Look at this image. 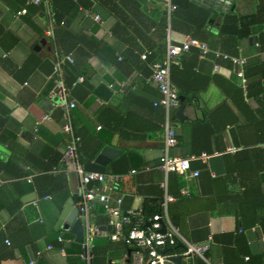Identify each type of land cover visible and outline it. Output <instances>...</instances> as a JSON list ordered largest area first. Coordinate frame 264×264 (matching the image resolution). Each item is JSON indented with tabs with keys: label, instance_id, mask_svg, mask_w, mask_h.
Masks as SVG:
<instances>
[{
	"label": "crops",
	"instance_id": "0c3cea01",
	"mask_svg": "<svg viewBox=\"0 0 264 264\" xmlns=\"http://www.w3.org/2000/svg\"><path fill=\"white\" fill-rule=\"evenodd\" d=\"M180 1L183 7L168 15L162 0H49L48 6L0 0V264H86L72 226L57 227L68 200L76 205L79 185L73 171L50 172L63 166L66 145L64 110L54 108L48 96L57 50L62 56L69 51L83 77L67 99L77 102L71 115L82 146L98 154L106 146L121 150L108 171L122 156L116 173H126L121 171L126 164L128 171L137 169L108 188L114 197L123 195V208L156 213L166 181L177 197L169 205L172 223L194 243L212 236L207 254L214 262L264 264V0H236L231 12L250 30L237 53L247 60L246 91L229 60L219 61L216 71L214 60L211 66L199 55L194 65L190 51L183 57L189 68L180 70L195 94L181 101L183 118L177 115L180 107L173 111L179 142L170 153L191 158L192 167L201 170L190 180L158 168L166 111L155 104L161 94L150 81L151 65L162 60L169 40L204 41L211 30L207 19L202 24L199 6ZM51 24L55 41L46 34ZM219 25L212 33H219ZM46 112L51 119L37 124ZM27 173H37L33 182L24 178ZM92 221L112 231L103 204L95 203ZM93 242L95 264H118L131 250L105 235Z\"/></svg>",
	"mask_w": 264,
	"mask_h": 264
},
{
	"label": "built area",
	"instance_id": "2783aa9c",
	"mask_svg": "<svg viewBox=\"0 0 264 264\" xmlns=\"http://www.w3.org/2000/svg\"><path fill=\"white\" fill-rule=\"evenodd\" d=\"M191 3L204 9L213 10L220 15L230 14L235 6L236 0H189ZM34 4L49 5V0H30ZM167 14L176 9L177 4L173 0H162ZM86 15L93 16L100 20L99 14L85 11ZM65 21H61L64 24ZM46 34L54 41L56 39L55 25L51 24ZM200 50L202 57L212 52L209 44L199 39L188 37L181 42L168 41L167 52L161 61L152 63V74L150 81L158 86L161 98L155 102L156 105H162L166 111L165 128V148L164 153L160 157L158 168L169 173L174 172L183 175L186 179H193L200 175V169L192 167L191 158L172 155L171 149L178 144L176 127L172 123L173 111L181 106L180 92L174 83L171 75V67L179 64L181 59L190 51L192 47ZM57 49V47H56ZM213 69L218 70L219 61L229 60L236 65V72L243 80L245 91L247 90L245 77L246 58L233 56L222 51H214ZM147 53L143 54L144 59ZM122 57L120 56V59ZM69 61L73 62L72 55H60L56 52V60L54 69L49 79L52 88L49 91L54 108H62L64 110L63 123L61 129L66 136V145L63 150L61 161L62 167L54 166L51 169L53 175L59 174L61 171H73L79 177V185L76 193L77 202L75 207L79 210V218L82 219L85 229L84 241L81 244L79 258L86 264H95V244L94 236L105 235L115 241H123L128 247L129 252L125 253V259L118 264H198L197 259H202L207 264H222L214 262L207 252L212 248L213 237L208 240L194 243L187 239L175 226L169 216V205L176 201L177 197L168 191L166 181L162 182L165 189L164 195L159 203V211L152 215H145L140 209L135 207L123 208L124 197H114L109 193L108 188H117L128 177L137 173V169H130L126 173H116L112 171L98 172L86 169V163L82 159L80 149L83 144L82 136L76 131L73 125L71 109L75 108L77 102L72 99L68 101L70 89L66 82L64 64ZM78 81H83L80 76ZM124 84L122 83L121 86ZM63 98V99H61ZM51 119L49 112H46L37 124L42 121ZM99 129L101 126L98 127ZM37 129V127L35 128ZM29 170L31 167L26 166ZM38 173V172H37ZM37 173H27L24 178L29 182H33ZM1 177V171H0ZM0 183H3L0 178ZM182 195H189V188L185 187L181 190ZM45 198H51L46 195ZM96 200L103 202L109 221L107 227H111L112 231L95 224L92 221V214ZM165 227V231L162 228ZM60 241H64L62 235L59 236ZM9 242V240H6ZM178 246H180L178 248ZM53 248L52 245L48 249ZM61 251L65 253V249ZM42 252L39 251L40 255ZM177 257L180 260H177ZM33 261L31 264H34Z\"/></svg>",
	"mask_w": 264,
	"mask_h": 264
},
{
	"label": "trees",
	"instance_id": "16d2710c",
	"mask_svg": "<svg viewBox=\"0 0 264 264\" xmlns=\"http://www.w3.org/2000/svg\"><path fill=\"white\" fill-rule=\"evenodd\" d=\"M183 1L185 2V4L191 5L193 7H198V6L190 3L189 0H183ZM174 2H177V0H174ZM183 4L184 3L182 1L178 0V5H177V8L175 9L176 13L178 12L179 8H181V6L183 7ZM198 8L201 10V14L203 17L202 24L205 23L206 19L208 21H210L214 11L204 9L201 7H198ZM175 11L173 13H175ZM57 21L60 22V19L58 18ZM195 26H197L198 28H201V23L197 22V23H195ZM249 34H250V30L247 27V24L244 23V21L241 18H238L233 13L225 15L223 20L221 21V23L219 25V33L214 34V33H212L211 30H209L208 36L205 38H202V40L206 41L209 44V46L212 50V52H210L207 55L206 60L208 62H210L211 66H212L211 61L214 60L215 55H214L213 51H215V50H221V51L227 52L233 56H237L240 41L243 38L249 36ZM65 52L68 54L69 51L65 50ZM200 53L201 52L197 47L193 46L190 49V54H192V57H190V59L192 61H194V63H193L194 65H196V62L199 58ZM229 62H231L233 68L236 70V65L234 64V62H232V61H229ZM180 66H183L187 69L189 68L187 66V63L185 62V58L183 59V61L180 64L172 65L171 71H172L173 81L178 86L179 91H180V95L193 97L195 93L190 94L191 91L185 83L184 73L180 70ZM77 67H79V65H77L75 63V61H73V62L67 61L64 65L66 82L72 91L79 84L78 78L80 77L81 73L77 72L78 74H76L75 70L77 69ZM190 67H192V65ZM210 78L211 77L209 76L208 80L206 81L204 86H206L208 84ZM84 80H86V79H84ZM84 83H85V81H84ZM74 84H77L76 87H74ZM80 152L82 154V159L84 162H91V161H94L96 159L97 154H98V149H97V151L95 150V152H89L85 146H82V148L80 149ZM123 157L124 156L116 159L112 163V165L110 166L109 171L119 172L120 171L119 170L120 165H123V162H122ZM128 169H129V166L126 164L121 168V171L126 172V171H128ZM101 213H102V210H101ZM94 221H95V219H94ZM179 247L180 246H178V248ZM198 264H207V263L205 261H203L202 259H199Z\"/></svg>",
	"mask_w": 264,
	"mask_h": 264
},
{
	"label": "water",
	"instance_id": "95a60500",
	"mask_svg": "<svg viewBox=\"0 0 264 264\" xmlns=\"http://www.w3.org/2000/svg\"><path fill=\"white\" fill-rule=\"evenodd\" d=\"M235 8V6H234ZM234 8L232 12L234 11ZM222 16L216 12L212 14V18L209 21V26L212 31L217 32V26L219 25V21H221ZM217 20V22L215 21ZM180 99L183 102L185 100V96L180 95ZM177 115L183 118L184 115V107H180L177 111ZM122 152L119 149H116L112 146H106L102 149V151L98 154L96 159L91 162L86 163V169L90 171H98V172H106L108 171L107 166L115 159L118 154ZM96 203L103 202L96 200ZM73 223V225H72ZM72 226V230L77 234L78 240L80 242L84 241L85 237V229L84 224L81 218H79V210L74 206V199L70 198L65 205L64 211L60 216V220L57 223V227L70 228ZM165 231V227L162 228ZM179 261L180 258L177 257Z\"/></svg>",
	"mask_w": 264,
	"mask_h": 264
}]
</instances>
